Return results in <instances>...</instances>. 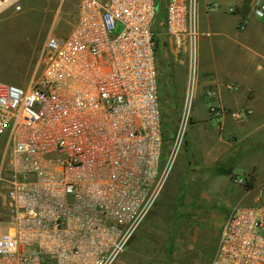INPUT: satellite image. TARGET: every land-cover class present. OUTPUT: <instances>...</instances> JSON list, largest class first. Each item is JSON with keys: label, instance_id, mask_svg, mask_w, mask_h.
Here are the masks:
<instances>
[{"label": "built area", "instance_id": "2783aa9c", "mask_svg": "<svg viewBox=\"0 0 264 264\" xmlns=\"http://www.w3.org/2000/svg\"><path fill=\"white\" fill-rule=\"evenodd\" d=\"M157 2L80 0L39 76L0 81V264H115L159 201L192 123L201 31L199 0H167L187 83L165 161ZM210 264H264V203L231 210Z\"/></svg>", "mask_w": 264, "mask_h": 264}, {"label": "rangeland", "instance_id": "374dc122", "mask_svg": "<svg viewBox=\"0 0 264 264\" xmlns=\"http://www.w3.org/2000/svg\"><path fill=\"white\" fill-rule=\"evenodd\" d=\"M7 1L1 0V3ZM79 2L14 0L4 9L0 8V55L3 48L5 56L0 57L1 82L25 87L39 76L38 59L47 36L51 32L60 37L70 34L77 21ZM180 93H183L182 87ZM181 108L182 99H175L174 94L162 98V120L168 136H175ZM191 125L159 201L119 260L131 258L130 264H210L223 227L217 223L221 213L202 207L204 197L215 195V200L221 196L227 206H238L237 197L246 193L244 205L264 203V163L261 161H256L247 175L243 171L246 167L237 161H224L218 168L207 170L198 161L182 160L185 153L192 158L190 145L199 124L196 121ZM233 186L235 191L230 190ZM1 213H5L2 196ZM192 218L194 224L190 226Z\"/></svg>", "mask_w": 264, "mask_h": 264}, {"label": "crops", "instance_id": "0c3cea01", "mask_svg": "<svg viewBox=\"0 0 264 264\" xmlns=\"http://www.w3.org/2000/svg\"><path fill=\"white\" fill-rule=\"evenodd\" d=\"M258 1L199 0L200 81L191 123L193 126L197 121L199 126L190 145L192 158L185 153L182 160L198 161L207 170L218 168L224 161H237L246 167L243 171L248 175L256 161L264 163V17L257 14ZM162 37L164 56L160 48L157 50L160 99L174 94L183 103L186 57L165 32ZM181 87L183 93L178 95ZM214 104L218 107L215 114L210 109ZM235 187L230 190L235 191ZM214 197H204L202 207L221 213L217 223L223 227L235 205L227 206L221 196ZM245 200L246 193L238 196L235 204L246 206ZM193 224L194 218L189 225ZM118 260V264L131 262V258Z\"/></svg>", "mask_w": 264, "mask_h": 264}, {"label": "trees", "instance_id": "16d2710c", "mask_svg": "<svg viewBox=\"0 0 264 264\" xmlns=\"http://www.w3.org/2000/svg\"><path fill=\"white\" fill-rule=\"evenodd\" d=\"M158 1L160 3V6H159V10H158V16L156 19L154 32L157 36V50H158V48H160L159 50H161L160 52L164 56L166 43L164 41V38L162 37V34L165 32L164 22H165V16H166V2H165V0H158ZM160 20H162V21H160ZM176 130H177V128L175 129V131ZM173 138H174L173 135L168 136V134H166V132H164L165 151L167 150V146H170V143H171Z\"/></svg>", "mask_w": 264, "mask_h": 264}, {"label": "bare ground", "instance_id": "6f19581e", "mask_svg": "<svg viewBox=\"0 0 264 264\" xmlns=\"http://www.w3.org/2000/svg\"><path fill=\"white\" fill-rule=\"evenodd\" d=\"M12 1H14V0H10L8 3H11ZM8 3H6V4H4V3L1 4V3H0V7H1V8H2V7L4 8V7L8 6Z\"/></svg>", "mask_w": 264, "mask_h": 264}, {"label": "water", "instance_id": "95a60500", "mask_svg": "<svg viewBox=\"0 0 264 264\" xmlns=\"http://www.w3.org/2000/svg\"><path fill=\"white\" fill-rule=\"evenodd\" d=\"M156 5H157V8H159V6H160V3H159V2H157V3H156Z\"/></svg>", "mask_w": 264, "mask_h": 264}]
</instances>
